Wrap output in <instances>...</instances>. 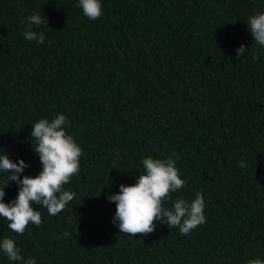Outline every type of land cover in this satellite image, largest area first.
Segmentation results:
<instances>
[{
	"label": "trees",
	"instance_id": "16d2710c",
	"mask_svg": "<svg viewBox=\"0 0 264 264\" xmlns=\"http://www.w3.org/2000/svg\"><path fill=\"white\" fill-rule=\"evenodd\" d=\"M101 2L89 20L75 0H0V149L35 176L31 124L57 113L82 148L63 185L74 199L56 215L32 204L41 223L22 234L0 217V236L36 264L264 262V51L247 30L264 0ZM33 12L46 19L32 29L43 44L21 35ZM148 155L178 157L187 183L171 199L202 192L203 225L187 235L158 221L147 234L113 225L105 194L134 183ZM4 191L7 202L17 185Z\"/></svg>",
	"mask_w": 264,
	"mask_h": 264
},
{
	"label": "clouds",
	"instance_id": "9594fccd",
	"mask_svg": "<svg viewBox=\"0 0 264 264\" xmlns=\"http://www.w3.org/2000/svg\"><path fill=\"white\" fill-rule=\"evenodd\" d=\"M75 6L89 20H96L102 15L101 0H75ZM20 23L25 25V30L21 33L24 39L37 44L45 42L43 32L32 30L33 26L46 23L41 12L26 15ZM247 30L258 49L264 51V11L248 17ZM245 50V46L241 44L235 49L236 55H244ZM67 125L68 120L63 113H57L51 119L39 118L31 124L30 136L34 140L32 151L41 166L35 176L23 174L29 167L23 159L17 158L14 162L0 149V173L6 175V181L0 184V217L6 218L8 229L16 234H22L29 223H41V213L38 209L33 210L32 204L46 208L49 215H56L74 199L75 193L64 189L63 185L68 184L70 178L79 172L82 148L67 132ZM177 159L178 157L174 159L172 156H145L141 159L143 171L138 174L134 183H121L117 192L105 194L109 202L115 203L112 223L119 232L129 235L151 233L155 228L154 221H158L168 228H178L181 235H187L198 225L205 223L206 205L202 192L197 190L193 199L182 196L171 199V194L178 192L187 183L176 167ZM9 181L17 185V194L5 202L4 188ZM170 199L169 207L166 202ZM62 235L67 236L68 232L65 231ZM0 253L9 264H36L35 257H22L15 239L10 236H0ZM247 264L264 262L252 258Z\"/></svg>",
	"mask_w": 264,
	"mask_h": 264
},
{
	"label": "bare ground",
	"instance_id": "6f19581e",
	"mask_svg": "<svg viewBox=\"0 0 264 264\" xmlns=\"http://www.w3.org/2000/svg\"><path fill=\"white\" fill-rule=\"evenodd\" d=\"M48 232V231H47ZM46 234V233H45ZM43 236H45V235H43ZM44 242V241H43ZM37 259V258H36ZM43 262V261H42ZM68 263V262H67Z\"/></svg>",
	"mask_w": 264,
	"mask_h": 264
}]
</instances>
